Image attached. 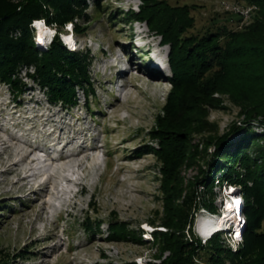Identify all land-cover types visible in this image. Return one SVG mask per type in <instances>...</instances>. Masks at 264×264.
I'll list each match as a JSON object with an SVG mask.
<instances>
[{"label": "rangeland", "instance_id": "374dc122", "mask_svg": "<svg viewBox=\"0 0 264 264\" xmlns=\"http://www.w3.org/2000/svg\"><path fill=\"white\" fill-rule=\"evenodd\" d=\"M86 3L85 7H76L74 17L61 25L56 21L48 23L46 18L39 21L51 29L54 38L70 36L76 51H88L93 94L86 99L78 88L72 106L50 101L44 88L25 73L33 72V65L19 70L24 85L18 97L13 96L8 84L0 82V264H164L171 251L163 246L161 232L181 234L185 242L194 241L197 221L203 215H216L219 211L216 200L223 196V188L213 182L210 194L198 182L200 171L207 168V161L213 156L211 140L226 134L233 125L248 127L253 133L261 131L260 124L242 122V111L251 103H264V65L256 64L261 73L236 79L239 59L236 55L233 61L228 56L226 62L206 70L196 83L205 93L192 88L189 91L196 102L193 101L188 112L191 120L182 129L187 157L175 166L177 174L172 173L174 178L178 177L182 189L175 205L192 193V208L183 229L177 231L166 226L164 189L178 181L170 179L171 173L162 169L166 151L160 154L139 146L149 144L163 151L158 137L152 138L150 130L155 128L154 121L161 108L184 85L175 87L170 81L173 78L171 65L170 69L167 65L170 43L159 32V27L168 22L167 17L159 14L160 21L151 19L154 30L149 31L145 19L126 20V13L137 9L139 4H166L173 8L175 27L164 31L176 47L184 40L183 36H200L221 28L228 31V36L220 38L225 46L230 33L242 30L262 9L243 0H99L96 5L87 0ZM181 7L187 11V25L178 24ZM47 11L50 16L55 13L51 6ZM33 21L38 19L30 23L35 46L46 50L47 43L40 48L35 42ZM134 32L142 33L144 39L138 44L144 42L145 46L137 48L131 44ZM18 34L16 31L14 35ZM233 45V54L238 46L247 49L240 39L235 38ZM120 57L122 61H118ZM154 58L161 61L155 62ZM255 58L264 60V54L247 51L241 55L242 62ZM131 60L134 64L130 66ZM145 68H154L164 79ZM226 71L232 75L226 80L223 76L224 82L221 75ZM211 86L219 91L205 95L212 90ZM239 134H232L230 143ZM75 137H79L77 141ZM260 141L252 138L245 144V150L251 153L253 144ZM78 146L84 153L76 157L77 164L74 154L80 150ZM233 148L232 144L230 153ZM29 152V159L18 162L22 153ZM32 158L38 160L30 163ZM26 175L30 176L24 179ZM239 190L236 184L235 193ZM210 201L212 207L208 205ZM244 205L243 202L242 217L246 221ZM109 222L123 223L127 236L120 240L109 238ZM97 223L99 228L95 227ZM86 225H94V232H88ZM220 234L199 246L202 249H195L190 263L233 264L227 249L237 251L242 236L233 250L225 242L217 244L220 239L223 241ZM218 246L223 248L216 249Z\"/></svg>", "mask_w": 264, "mask_h": 264}, {"label": "trees", "instance_id": "16d2710c", "mask_svg": "<svg viewBox=\"0 0 264 264\" xmlns=\"http://www.w3.org/2000/svg\"><path fill=\"white\" fill-rule=\"evenodd\" d=\"M86 1L0 0V82L9 85L15 98L23 92L24 83L19 76V70L22 66L28 67L30 65L34 66V71H26L25 73L41 88H44L50 101L72 106L76 102L78 88L82 90L86 99L94 93L93 81L89 74L90 58L88 51H71L57 36L46 50H39L32 39L30 26L32 20H39L40 18H46L48 23L56 21L61 25L74 17L76 7L87 6ZM92 1L95 5L99 2V0ZM243 1L253 3L260 10L262 9L257 12L260 13L261 17L260 15L255 16L242 30L231 32L230 41H226L225 46L221 45L220 38L224 37L228 31L221 28L223 31H209V33L200 36L197 34L183 36L184 40L180 41L176 47L164 31V29L170 31L175 27L172 20L174 11L169 5L143 6L139 4L137 9H130L126 13V20L145 19L150 27L149 31L154 30L151 19L156 22L160 21L159 14L165 15L168 19V22L159 27L161 28L159 32L162 33L164 40L170 43V50L167 55L168 67L170 69L171 65L173 71V78L170 81L175 87L184 86L183 89L175 92L167 104L161 108V112L154 121L155 128L150 130L152 138L158 137L159 148H164L163 151L159 152L157 151L158 148L154 149L149 144H142L139 148H149L160 154L166 151L167 156L162 169L165 172H170L168 177L175 182L178 181V177L174 178L172 173H176L175 166L177 167L179 160L186 156V143L182 138V129L191 120L188 112L193 108V101L196 102L192 99L193 94H189V91L192 88V91L198 90L199 93H205L196 85L197 79H200L206 70L217 65V63L226 62L228 56L232 57L233 61L236 55L239 57L236 64V79L250 77L262 71L256 64L263 66L264 60L258 61L255 58L242 62L241 55L243 56L247 51L259 55L264 54V14H262L264 13V0ZM48 6L55 9L53 16L48 14ZM178 10V24L187 25L185 7L178 8ZM16 31L19 32L17 36L14 35ZM235 38L236 40L240 39L241 44L247 46V49L244 48L243 50L240 49L242 45L238 46L236 48L237 53L233 54ZM261 42L263 43L262 47L260 46ZM232 72L234 71L232 70ZM230 75H232L230 71L223 72L221 75L223 81L225 82ZM223 76H226L225 80ZM256 79L259 78L256 77ZM211 89L205 95L219 91L218 87L212 88L211 86ZM201 101L202 99L198 98V103ZM242 113L244 115L242 122L256 126L260 124L261 133H253V131L248 130V127L241 128L233 125L226 134L213 138L211 140L214 145L213 156L208 159L207 168L200 171L198 182L210 194H213L212 186L216 176L220 180L239 185V192L244 199L243 213L246 218L245 226L241 232L242 244L237 251L227 250L233 264H264V103H251ZM259 117H263L262 120H259ZM240 129L241 131H239ZM236 132L240 133L239 137L235 142L230 143V136ZM254 137L261 141L259 144L254 143L251 153H249L245 150V146ZM232 144L234 148L230 153ZM236 164L240 170L236 168ZM177 184L164 189L166 203L164 224L180 231L185 226L192 208L193 194L190 193L182 199L180 204L175 205L176 198L182 193L179 181ZM211 201L208 205L212 207ZM95 227L99 228L100 223H97ZM95 227L94 225L90 227L86 225L85 229L88 232H94ZM107 228L109 238L114 240L123 239L128 234L121 222L119 224L109 222ZM161 236L165 243L163 246L171 251V257L164 261V264H192L190 261L195 249H202L199 246H204L196 237L194 241L185 242L181 234L161 232ZM222 242L220 239L217 244L220 245ZM219 248L223 247L218 246L216 249ZM215 262L213 259V263Z\"/></svg>", "mask_w": 264, "mask_h": 264}, {"label": "bare ground", "instance_id": "6f19581e", "mask_svg": "<svg viewBox=\"0 0 264 264\" xmlns=\"http://www.w3.org/2000/svg\"><path fill=\"white\" fill-rule=\"evenodd\" d=\"M40 22H42V21H36L35 22V27L34 28H36V35H37V37H38V40L42 43V46L41 47H43V45L45 46V44L47 43V45H50L51 44V42H52V40L54 39V36H55V34H53L52 32H51V29H49V28H47L46 27V25L43 23H40ZM49 29V30H48ZM139 32H141V31H139ZM134 39L132 40V42H131V44L132 43H134L135 44V46L138 48V45H140V46H145V43L143 42H140L139 44H138V42L139 41H142L143 39H144V36L142 35V33H140V34H138L137 32H134ZM62 38H63V40L66 42V43H64L66 46H71V48H74V49H69L68 47V49L69 50H72V51H76V48H75V46H74V44L72 43V41H71V37L70 36H65L64 34L62 35ZM65 38H67L66 40H65ZM137 44V45H136ZM72 46H74V47H72ZM40 47V48H41ZM126 48V47H125ZM145 52H147V51H145ZM118 61H122V57H120V58H118ZM154 61L155 62H159V61H161V60H156L155 58H154ZM127 63V62H126ZM128 64L131 66V65H133L134 63L132 62V60L131 61H129L128 62ZM161 64V63H160ZM167 65H168V63H167ZM112 65H110L109 67H110V69H112V67H111ZM139 66V65H138ZM145 70L148 72V73H151V74H155V75H160L162 78V80L164 79L163 77H165V76H163V75H161V74H159V73H157V71L156 70H154V68H153V70H152V68H145ZM77 138H79V137H75V140L77 141ZM3 143V142H2ZM10 146V145H9ZM66 146V144L64 145V147ZM8 147V146H7ZM78 149H80L81 147L80 146H78L77 147ZM82 153H84V150H82V149H80V150H78V151H76V153L74 154L75 155V163L78 161L79 162V160L77 159L78 158V156L80 155V154H82ZM22 157L20 158V160L18 161V162H21V161H25L27 158L29 159V156L31 155V152H29V153H27V154H23L22 153ZM77 157V158H76ZM93 157V156H92ZM61 158V157H60ZM38 159H36V158H32L31 159V161H30V163H33V162H35V161H37ZM17 162V161H16ZM78 162H77V164H78ZM30 175H28V177H29ZM27 177V175L24 177V179H26V178H28ZM42 185H45V183H43ZM226 203H227V201H226ZM228 204V203H227ZM227 209L230 211V206L229 205H227ZM223 212H225V214L224 215H222L221 213H218V215L216 214V215H214V216H210V215H203L199 220H198V222H197V224L195 225L196 226V230H197V232H198V234L201 236V237H205V238H208V237H210L211 235H213L216 231H219V230H222V229H224V228H228L229 227V224H228V222H227V217H230V222H231V224H234L235 222H236V217L235 216H232L229 212H227V211H225V209H224V211ZM232 216V217H231Z\"/></svg>", "mask_w": 264, "mask_h": 264}, {"label": "built area", "instance_id": "2783aa9c", "mask_svg": "<svg viewBox=\"0 0 264 264\" xmlns=\"http://www.w3.org/2000/svg\"><path fill=\"white\" fill-rule=\"evenodd\" d=\"M35 22L36 21H33L32 25L35 26ZM35 42L37 46L39 47L42 46V43L38 40V37L35 38ZM214 182L218 187L223 188V196L218 200H216L219 203V211L216 213L218 214L219 212H221L222 214H224L225 212L223 211L225 209V211L229 212L232 216L236 217V222L234 224H231V222H229V229L216 231L213 235H211L208 238L201 237L196 230V226L194 227L193 233L194 236L200 241V244L202 245H205L216 234L221 233L220 235L223 234L222 237L223 242H225L228 247L235 250L237 244H239L240 242L241 232L245 224V220L242 217V207H243L244 199L239 191L237 192V194L235 193L236 184L230 183L226 180H220L218 176H216ZM237 188L239 189V185H237ZM226 201L228 204L226 203ZM236 201H239V203L237 204ZM227 205L230 206V211L227 209ZM210 215H215V214L212 213Z\"/></svg>", "mask_w": 264, "mask_h": 264}, {"label": "snow or ice", "instance_id": "6c2138e0", "mask_svg": "<svg viewBox=\"0 0 264 264\" xmlns=\"http://www.w3.org/2000/svg\"><path fill=\"white\" fill-rule=\"evenodd\" d=\"M236 203L238 204V203H239V201H236Z\"/></svg>", "mask_w": 264, "mask_h": 264}]
</instances>
